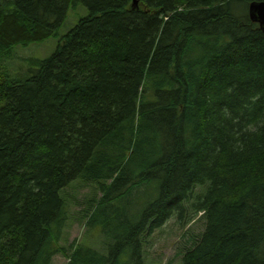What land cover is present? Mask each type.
I'll list each match as a JSON object with an SVG mask.
<instances>
[{
    "label": "trees",
    "instance_id": "16d2710c",
    "mask_svg": "<svg viewBox=\"0 0 264 264\" xmlns=\"http://www.w3.org/2000/svg\"><path fill=\"white\" fill-rule=\"evenodd\" d=\"M137 1L0 0V264H146L173 218L181 264H264V0ZM79 180L97 247L61 243Z\"/></svg>",
    "mask_w": 264,
    "mask_h": 264
},
{
    "label": "rangeland",
    "instance_id": "374dc122",
    "mask_svg": "<svg viewBox=\"0 0 264 264\" xmlns=\"http://www.w3.org/2000/svg\"><path fill=\"white\" fill-rule=\"evenodd\" d=\"M89 13L88 7L84 4L79 3L78 6L73 9L71 8L64 20L62 26L60 27V34L58 37L52 36L45 41L30 43L27 46L22 48V52L27 55H46L51 54L58 45L59 39L63 34L73 25H76L81 17L86 16ZM23 46V45H22ZM41 57V56H40ZM6 59V68L13 63L15 57L5 58ZM16 78V77H14ZM81 181V180H79ZM89 184H81V182H77L74 186H68V188L63 191V193H70L73 195V198H68L69 201V220L67 221V225L64 229L63 238L61 243L70 245L76 239L80 242L86 241L85 243L88 245L98 246L102 234L91 236L93 230L98 226L92 227L90 231L88 227L85 225V221L81 217L84 213L86 207H88L87 200L94 196L96 193L99 196V191L97 190L96 183L89 181ZM84 183V182H83ZM157 183L155 181L148 182L136 190H134L131 194L128 195L130 201H136L138 198L145 197V199H149L154 197L157 190ZM201 188H198V191ZM135 191H140L142 194L138 196L135 194ZM203 226L201 221L196 222L192 228V232L198 234L201 232V227ZM98 228V227H97ZM184 230H182L179 225L175 222L173 218L166 225H164L161 229H159L154 236H152L148 240V244H145L143 247L144 255H145V263L146 264H180V249L184 247L185 242L183 240ZM87 237V238H86ZM86 238V239H85ZM93 246V247H94ZM95 247V248H96ZM178 253V254H177ZM70 261V258L64 256L63 254H56L52 257L51 264H67Z\"/></svg>",
    "mask_w": 264,
    "mask_h": 264
},
{
    "label": "water",
    "instance_id": "95a60500",
    "mask_svg": "<svg viewBox=\"0 0 264 264\" xmlns=\"http://www.w3.org/2000/svg\"><path fill=\"white\" fill-rule=\"evenodd\" d=\"M250 16L253 20L258 21L261 28L264 29V1L253 2L250 5Z\"/></svg>",
    "mask_w": 264,
    "mask_h": 264
}]
</instances>
